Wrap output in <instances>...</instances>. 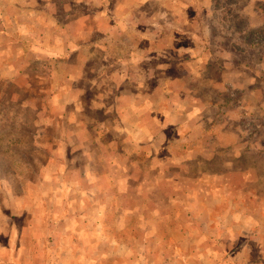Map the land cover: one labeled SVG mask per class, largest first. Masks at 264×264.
Segmentation results:
<instances>
[{
    "label": "rangeland",
    "instance_id": "1",
    "mask_svg": "<svg viewBox=\"0 0 264 264\" xmlns=\"http://www.w3.org/2000/svg\"><path fill=\"white\" fill-rule=\"evenodd\" d=\"M0 264H264V0H0Z\"/></svg>",
    "mask_w": 264,
    "mask_h": 264
},
{
    "label": "crops",
    "instance_id": "2",
    "mask_svg": "<svg viewBox=\"0 0 264 264\" xmlns=\"http://www.w3.org/2000/svg\"><path fill=\"white\" fill-rule=\"evenodd\" d=\"M234 84V83H233ZM215 87H217V85H215ZM195 105H198L197 103H195ZM224 135H227V134H224ZM237 136H240V135H237Z\"/></svg>",
    "mask_w": 264,
    "mask_h": 264
}]
</instances>
